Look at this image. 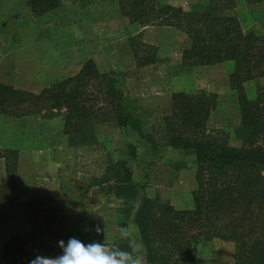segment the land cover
Returning a JSON list of instances; mask_svg holds the SVG:
<instances>
[{
    "label": "trees",
    "instance_id": "obj_1",
    "mask_svg": "<svg viewBox=\"0 0 264 264\" xmlns=\"http://www.w3.org/2000/svg\"><path fill=\"white\" fill-rule=\"evenodd\" d=\"M74 1L86 7L99 0ZM112 1L118 2L121 14L133 23L172 27L185 34V67L234 62L230 80L239 93L241 126L237 135L242 146L233 147L223 134L209 130L217 106L214 94L132 95L119 89L120 79L115 73L101 72L91 60L77 76L38 94L0 84L2 114L23 117L26 113H18L15 108L24 106L51 116L64 111V134L76 151L74 162L59 170V191L22 203L16 198L12 178L17 163H12L6 150L0 154L7 161L8 174L7 183L0 185V219H38V206L44 205L54 221L58 213L54 203L61 192L87 195L93 188H102L106 196L122 202L123 213L134 215L146 264H218L195 256L197 244L212 241L232 245L235 264H264V88L255 100H249L243 86L264 78V37L245 32L237 18L218 13L235 0L198 3L190 12L160 0ZM26 3L34 15L42 16L59 8L62 0ZM149 62L155 64L158 58ZM97 123L129 128L154 150L169 147L194 151V208L180 210L159 198L145 196L134 212L141 191L148 186L173 187L184 167L181 162L151 163L146 183H136L131 168L137 158L136 146L129 145L123 159L113 160L95 134ZM107 244L137 258L128 235ZM61 253V248L52 247L49 256Z\"/></svg>",
    "mask_w": 264,
    "mask_h": 264
},
{
    "label": "rangeland",
    "instance_id": "obj_2",
    "mask_svg": "<svg viewBox=\"0 0 264 264\" xmlns=\"http://www.w3.org/2000/svg\"><path fill=\"white\" fill-rule=\"evenodd\" d=\"M160 1L190 12L198 2L207 5L211 0H198L194 4L187 0ZM218 13L237 18L245 32L264 37V0H235L232 6ZM159 27H143L131 22L121 14L118 2L112 0L95 1L86 7L74 0H62L59 8L42 16L34 15L26 0H0V84L38 94L77 76L91 60L101 72L115 73L120 79L119 89L132 95L159 93L165 96L173 92L200 91L214 94L217 106L211 114L209 130L223 134L231 146L240 148L242 141L237 130L241 126V105L238 90L230 80L234 62L185 67L183 61L178 63L174 56L160 59L158 48L146 40L149 34L167 43H162L165 48H182L187 37L175 28L160 31L156 29ZM140 28L151 30L143 34ZM154 57L158 58L155 64L149 62ZM243 86L247 98L255 100L264 88V78ZM15 110L26 115L0 113V134L8 144L19 147V152L5 150L12 163H17L12 178L16 198L22 203L36 198L33 183L48 182L56 163L64 162L59 170L72 164L76 151L69 136L64 134V111H55L51 116L49 112L34 111L31 106ZM95 134L115 161L126 156L129 145L136 146L137 158L131 168L137 177L143 172V184L149 164L182 163L184 168L173 187H146L135 203L134 212L145 196L159 198L180 210L194 208L192 193L197 186L194 151L169 147L154 150L136 132L113 124L97 123ZM21 159L22 175L19 173L18 182L17 167ZM54 205L58 210L54 221L44 205L38 206V219L26 222L19 217L9 221L0 219V264H29L36 255L50 257V249L60 248L58 241L67 242L70 237L87 244L92 241L112 243L121 235L131 238L136 257L141 264H146L145 249L133 223L134 215L123 213L122 202L114 196H106L102 188H93L87 195H65ZM97 225L102 229L100 233L95 230ZM233 250L232 245L219 241L202 242L195 246V256L216 260L218 264H235Z\"/></svg>",
    "mask_w": 264,
    "mask_h": 264
},
{
    "label": "clouds",
    "instance_id": "obj_3",
    "mask_svg": "<svg viewBox=\"0 0 264 264\" xmlns=\"http://www.w3.org/2000/svg\"><path fill=\"white\" fill-rule=\"evenodd\" d=\"M96 232L102 231L99 225ZM62 253L55 257L36 255L29 264H141L128 251L113 248L107 243L92 241L85 244L80 239L70 237L67 242L58 241Z\"/></svg>",
    "mask_w": 264,
    "mask_h": 264
},
{
    "label": "crops",
    "instance_id": "obj_4",
    "mask_svg": "<svg viewBox=\"0 0 264 264\" xmlns=\"http://www.w3.org/2000/svg\"><path fill=\"white\" fill-rule=\"evenodd\" d=\"M188 2H191L190 4H194L195 2L197 3L198 0H187ZM198 3H201V2H198ZM129 26H131L130 23H128ZM156 29H160V31H164L162 29H173L171 27H159V28H156ZM149 30L151 29H144L142 30V28H140V31L144 34H146ZM132 33V31H131ZM134 34V32L132 33ZM131 35V34H130ZM148 35V34H147ZM150 35V34H149ZM148 35V37H146V40L148 43H150L151 45H155L157 48H158V57L161 59H167V58H172L173 56L176 57V61H178V63L182 64V61H183V50L186 48V45H187V42L185 44L184 47H175V46H169L168 48H165L163 46L162 43H165L159 39H157L158 37H150ZM165 45H167V43H165ZM120 67V66H119ZM14 144H16L14 142ZM2 149H14V150H17L19 152V147H16V145H11V144H8L7 142V139L3 137V134H0V151ZM60 160V159H58ZM66 163V162H65ZM64 164L63 161H58L56 163V165L53 167L52 169V173H51V177H50V180L48 182H39L38 184H35L33 183V189L35 190V196L34 197H37V196H41L45 193H51V192H57L59 191V174H58V170L59 168ZM20 165V166H19ZM21 168H22V159H21V162L19 164L18 162V167H17V181L19 182V173H21L22 175V171H21ZM144 178H145V175L143 174L142 172V176H138L136 175V173H133V179L136 183H139L141 185H143V181H144ZM8 181V174H7V161L5 158H0V185L2 184H6ZM69 194H72V195H79V194H73V193H69V192H61L60 193V197H64L65 195H69ZM81 195V194H80Z\"/></svg>",
    "mask_w": 264,
    "mask_h": 264
}]
</instances>
